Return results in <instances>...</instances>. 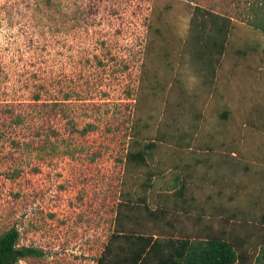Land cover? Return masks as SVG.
I'll return each mask as SVG.
<instances>
[{"label": "rangeland", "instance_id": "1", "mask_svg": "<svg viewBox=\"0 0 264 264\" xmlns=\"http://www.w3.org/2000/svg\"><path fill=\"white\" fill-rule=\"evenodd\" d=\"M261 6L0 0V236L17 228L20 247L43 252L17 264H97L119 229L166 236L197 216L204 226L225 212L222 225L243 206L246 221L229 227L255 232L264 33L251 24ZM223 20L224 54L202 51ZM135 141L155 144L146 167L126 164ZM182 181L192 202L164 204Z\"/></svg>", "mask_w": 264, "mask_h": 264}, {"label": "trees", "instance_id": "2", "mask_svg": "<svg viewBox=\"0 0 264 264\" xmlns=\"http://www.w3.org/2000/svg\"><path fill=\"white\" fill-rule=\"evenodd\" d=\"M261 7L255 12L258 19L251 25L264 33V6ZM216 19L218 20V16L211 15L214 26L220 22H216ZM223 21L224 23L221 22L222 25L216 28V36L210 39V43L202 44V48L206 47L202 51L210 49L213 52L216 51L219 56L224 54L227 31L231 27L228 26L229 23H226L227 20ZM227 115L225 113L224 117L226 118ZM138 147L140 148L136 150ZM154 147V143L142 145L141 142L135 141L133 145H129L126 164L146 167ZM154 177L155 174L148 173L143 179L141 187L145 191L152 187L151 182ZM140 201L146 204V196L140 198ZM20 237V231L17 228H11L0 236V264H17L22 259L43 255L39 249L20 247ZM238 260L234 245L219 237L191 244L187 240L160 237L155 239L154 236L145 233L117 230L111 236L97 264H236Z\"/></svg>", "mask_w": 264, "mask_h": 264}, {"label": "crops", "instance_id": "3", "mask_svg": "<svg viewBox=\"0 0 264 264\" xmlns=\"http://www.w3.org/2000/svg\"><path fill=\"white\" fill-rule=\"evenodd\" d=\"M151 185L153 187V180L151 182ZM184 186L185 182L182 181L178 189L173 190L171 192L166 191V193L161 196L164 198V204L168 202L170 203L172 197H174L176 200L179 199L182 204H185L186 202L190 201L192 202L193 196H186L187 190ZM152 187L147 191H145L144 189L143 190L147 193L151 191ZM144 196H146V194ZM227 200L231 201L230 199ZM148 202L144 204L142 201V204L144 206H148ZM253 202L254 210L257 211L258 220L255 224L257 226L255 232L239 231L237 234H233V230L231 229V227H229L232 226L231 223H233V221L237 218L239 221H246V218L244 217H246L247 208L243 206L240 207V209L238 210L239 212L241 211V213H233L229 214L227 218L225 217L222 221V225L218 219L224 217L226 215L225 212L223 213V216H221L220 213L217 217L218 219L211 215H207V220L204 226L200 225L201 220L198 216L195 221L192 218L190 223L184 222L183 224L176 226L172 224L170 225V229L167 230L166 236L152 235L146 232L139 233L152 235L155 239L160 237L162 239L173 238L187 240L192 244L194 242H199L213 237H217L215 236V233L218 232L219 236H221L219 238L228 241L234 245L236 253L239 257V260L236 264H264V193H258L257 195H255ZM163 212L165 211L162 210V213ZM242 213L245 214L243 215L244 217L242 216ZM163 214L165 215L166 212ZM238 214H240V216ZM193 215L194 214H192V216ZM119 231L121 230L119 229Z\"/></svg>", "mask_w": 264, "mask_h": 264}]
</instances>
